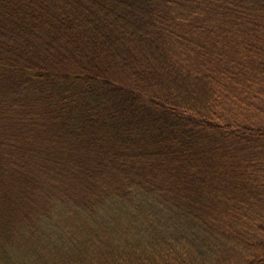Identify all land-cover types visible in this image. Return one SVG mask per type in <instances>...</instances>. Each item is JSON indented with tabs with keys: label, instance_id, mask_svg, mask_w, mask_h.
I'll return each instance as SVG.
<instances>
[{
	"label": "trees",
	"instance_id": "obj_1",
	"mask_svg": "<svg viewBox=\"0 0 264 264\" xmlns=\"http://www.w3.org/2000/svg\"><path fill=\"white\" fill-rule=\"evenodd\" d=\"M0 264H264V0H0Z\"/></svg>",
	"mask_w": 264,
	"mask_h": 264
}]
</instances>
